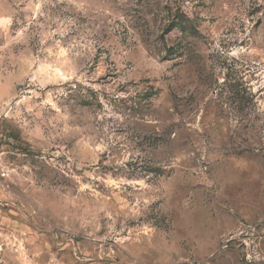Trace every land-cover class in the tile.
Instances as JSON below:
<instances>
[{"label":"rangeland","instance_id":"1","mask_svg":"<svg viewBox=\"0 0 264 264\" xmlns=\"http://www.w3.org/2000/svg\"><path fill=\"white\" fill-rule=\"evenodd\" d=\"M0 264H264V0H0Z\"/></svg>","mask_w":264,"mask_h":264},{"label":"trees","instance_id":"2","mask_svg":"<svg viewBox=\"0 0 264 264\" xmlns=\"http://www.w3.org/2000/svg\"><path fill=\"white\" fill-rule=\"evenodd\" d=\"M6 138H9V137H6Z\"/></svg>","mask_w":264,"mask_h":264}]
</instances>
